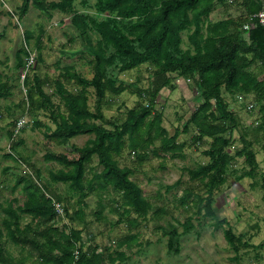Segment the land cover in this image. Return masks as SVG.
Masks as SVG:
<instances>
[{
  "label": "trees",
  "instance_id": "16d2710c",
  "mask_svg": "<svg viewBox=\"0 0 264 264\" xmlns=\"http://www.w3.org/2000/svg\"><path fill=\"white\" fill-rule=\"evenodd\" d=\"M77 2L23 0L19 14L24 17L34 7L65 16L68 22L62 24L69 30V41L81 43L77 53L87 59L92 77H85L73 64L58 67L60 73L55 78L38 75L37 67L44 62L43 31L37 38L40 42L31 65L28 45L34 34L28 30L23 33L13 70L20 79L22 72L27 71L20 84L23 98L17 105L18 111L34 117V128H44L45 160L62 166L50 172V180L67 185L68 193L78 195L79 199L70 203L69 197L64 198L50 185L43 184L42 173L17 152L14 138L27 125L16 133L23 115L15 119L8 132L12 145L7 156L16 161L20 157L21 162L34 169L35 175L28 180L19 179L26 192L22 203L15 200L6 208L0 205L5 215L0 221V264L124 262L125 255L111 253L110 247L90 245L84 250L87 243L83 230L88 226L85 199L89 194L99 195L97 219L102 218L105 210L102 197L114 194L122 202L125 214L136 216L129 222L131 225L138 219L147 220L154 210L150 196L131 178L134 171L121 167L117 158L126 147L137 153L145 152L148 145L154 147L158 156L174 160L183 158L189 146L208 144L204 151L208 162L187 169L191 179L203 185L204 195L189 193L181 201L185 203L195 196L197 211L181 222L182 232L175 226L164 232L169 251L179 253L181 238L195 229L193 220L200 216L211 218L214 229L223 231L236 253L237 264L243 262L242 249L247 250L246 254L251 249L263 250L264 242L254 245L245 240L247 232L235 233L227 219L220 218L214 204L215 193L227 183L228 171L237 158H244L246 164L239 180H253L252 187L263 192L264 201V171L260 170L254 148L256 142H261L259 139H264V23L260 18L264 0H95L93 5L84 0V11L77 8ZM143 66H147V87H139L140 78L134 83L121 79L123 74L139 71ZM179 79L194 88L195 107L187 120L185 115L180 116L184 122L170 135L163 125L166 107L160 106L159 99L163 90H176ZM13 82V75L0 74V120L5 118L1 100L13 95ZM47 86L54 87V92H47ZM91 89L96 97L94 110L89 104ZM124 93L137 96L140 104L129 109L123 120L106 117L104 109L111 104V98ZM226 95L234 99L251 97L253 109L259 106L256 123L243 126ZM55 96L60 99L58 103L53 101ZM5 112L10 113V108ZM39 112L48 116L54 128L38 123ZM236 133H240L242 147L232 154L230 148L236 143ZM189 134L190 143L179 140ZM78 136L90 138L82 147L72 146L71 154L53 150L57 146L68 147ZM94 162L100 170L94 168ZM52 199L63 205L64 217L58 216ZM3 238L18 250V256L5 248ZM130 238L136 240V236ZM78 249L81 255L76 258Z\"/></svg>",
  "mask_w": 264,
  "mask_h": 264
},
{
  "label": "rangeland",
  "instance_id": "374dc122",
  "mask_svg": "<svg viewBox=\"0 0 264 264\" xmlns=\"http://www.w3.org/2000/svg\"><path fill=\"white\" fill-rule=\"evenodd\" d=\"M87 1L91 5L95 2V0ZM83 2L84 0L77 2V8L81 11L85 10L82 6ZM22 3L23 0H0V74H11L14 77L13 95L1 100L5 118L0 120V205L4 208L10 203L15 204V200L22 203L26 199L24 183H18L19 179L28 180L35 175L34 169L23 161L21 162L20 157L21 163L7 156L11 153L12 140L8 137V132L12 129L11 124L23 115L17 109L18 103L23 98L20 85L22 81L18 78L19 74L13 70L17 63L18 51L24 40L23 33L28 30L34 34L28 46L31 57H35L36 47L40 42L37 38L43 31L44 62L37 67V74L41 77L55 78L60 73L58 67L70 64L75 65L77 71L87 78L93 75L92 70L86 64L87 59L81 58L77 53L81 49V43L69 41L70 36L67 34L69 30L62 24V21L68 22V19L59 12H44L34 7H31L29 12L20 18L19 9ZM147 77V66H143L139 71L123 74L121 79L134 83L140 78L139 87H147ZM176 84V90L173 92L168 89L163 90L159 99L160 106L165 104L166 107L163 125L170 135H173L177 127L184 122L180 121V116L185 115V120H187L191 110L195 107L194 88L189 87L183 79L177 80ZM69 88L75 87L69 86ZM46 90L53 93L54 87L47 86ZM226 98L243 126L248 127L256 123L259 106L257 105L255 109L251 108L253 104L251 97L234 99L226 95ZM111 99V104L104 109V113L106 117L118 120L125 119L127 111L137 107L141 102L137 96L129 93ZM53 101L58 103L60 99L55 96ZM89 104L94 110L96 107L94 89L90 90ZM7 108H10V113L6 114ZM37 115L38 123L54 128L46 114L39 112ZM23 117L27 120V127L14 138L17 143V152L25 159H29L35 170L42 173L43 184L50 185L60 196L69 197L70 203H76L79 197L72 192L69 194L67 185L55 184L50 180V172L58 171L62 166L45 160L47 148L43 135L44 128H34L32 115H23ZM191 136L192 134L182 135L179 140L190 143ZM89 138L90 136H78L70 141L68 147L57 146L53 150L71 154L72 146L82 147ZM239 138L240 133H236V143L230 148L232 154L242 147ZM259 140L261 142H256L254 148L258 154L260 170L264 171V139ZM156 148H158V141ZM207 148L208 144L199 147L189 146L184 150L183 158L173 160L158 156V152L152 145H148L145 152L137 153L126 147L123 154L117 158L119 165L129 167L134 171L131 178L150 196L154 210L147 220L138 219L135 225H131L129 222L136 219V216L126 215L125 208L121 206L122 202H119L114 194H110L102 197L105 210L102 218L97 219L95 213L99 209L100 197L97 193L89 194L85 199V220L88 226L83 230L84 242L87 243L84 250H87L90 245H98L102 247L101 249L110 247L111 253L116 255L117 251L125 255L124 262H119L120 264H237L234 260L236 253L227 242L223 231L215 230L213 220L209 217L194 218L195 229L181 238L179 253L169 251L168 237L164 234L172 226L182 232L181 222L187 217H192L197 211L194 204L195 196L187 198L185 203L181 201L189 193L204 195L203 185L198 181H193L187 169H193L208 162V158L204 155ZM93 165L96 170H100L96 162ZM245 167L244 158H237L228 171L227 183L215 193L214 208L220 218L227 219L235 233L247 232L248 236L245 240H251L252 244L258 245L264 242L263 192L259 188L252 187L253 180L249 178L239 180ZM160 188L161 194L158 196ZM4 217L0 209V221ZM67 222L66 220L65 223ZM74 227L83 229L78 225ZM131 236H136V240L131 241ZM3 243L7 250L14 256H18V250L11 246L9 240L3 238ZM246 253L247 250L242 249L240 254L243 255L242 264H264V249L258 252L251 249L248 254Z\"/></svg>",
  "mask_w": 264,
  "mask_h": 264
},
{
  "label": "built area",
  "instance_id": "2783aa9c",
  "mask_svg": "<svg viewBox=\"0 0 264 264\" xmlns=\"http://www.w3.org/2000/svg\"><path fill=\"white\" fill-rule=\"evenodd\" d=\"M260 18H261V21L264 23V12L260 14ZM33 61H34V57H31L29 60V65H31L33 63ZM26 75H27V71L24 74H22V77H21L22 83H23ZM251 108H253L252 105H251ZM26 124H27L26 118L23 117L22 119H20L17 123L16 133H18L21 129H23ZM52 202H53L54 210L56 211L58 216L64 217L65 212H64L63 205L55 199H52ZM80 255H81V253L78 249L75 253V257L79 258Z\"/></svg>",
  "mask_w": 264,
  "mask_h": 264
}]
</instances>
